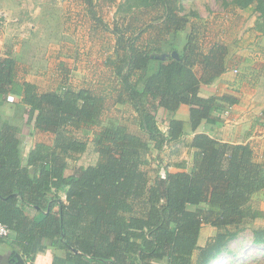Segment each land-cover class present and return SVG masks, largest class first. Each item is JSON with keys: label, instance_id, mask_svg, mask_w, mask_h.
<instances>
[{"label": "trees", "instance_id": "obj_1", "mask_svg": "<svg viewBox=\"0 0 264 264\" xmlns=\"http://www.w3.org/2000/svg\"><path fill=\"white\" fill-rule=\"evenodd\" d=\"M78 1L94 27L114 38L103 62L107 84L40 91L19 76L13 44L0 52V103L23 107L34 130L53 137L51 144L35 143L24 157L20 128L0 117V223L10 229L3 239L10 259L47 242L103 264H210L264 217L251 204L264 189V154L257 161L249 144L195 133L188 145L190 172L180 163L179 172L164 169L150 177L143 168L152 152L184 136V122L174 118L180 106H188L194 133L204 121L222 122L226 106L237 103L230 95H199L202 85L231 66L229 47L207 44L208 29L197 13L185 11L184 0H125L116 5L112 27L97 9L115 0ZM228 6L252 7L264 21V0H231ZM116 107L130 111V119L103 123L106 111ZM160 110L167 116L165 132ZM79 131L92 135L98 161L67 174L69 161L88 147L74 135ZM204 226L218 233L198 247ZM252 235V243L264 248V227Z\"/></svg>", "mask_w": 264, "mask_h": 264}, {"label": "rangeland", "instance_id": "obj_2", "mask_svg": "<svg viewBox=\"0 0 264 264\" xmlns=\"http://www.w3.org/2000/svg\"><path fill=\"white\" fill-rule=\"evenodd\" d=\"M115 1V5L101 4L97 9L103 23L110 27L118 16L116 5L125 0ZM230 1L184 0L183 7L187 13H197V22L208 29L205 38L207 44L221 41L229 47V81L245 89L244 91L239 88L236 94L237 97L240 96V107L253 106L249 119L253 121L254 117L264 113V21L258 18L252 7L246 10L227 7ZM1 18L4 21L0 22V46L15 43V56L21 69H27L28 78L36 82L40 91L63 88L64 77L61 76H65L64 69L70 71V76L66 77L73 89L83 86L87 79H95V75L98 76L96 73L103 65L102 56L114 43V38L104 32L103 28L94 27L85 7L78 0H0ZM58 55L65 59L63 68L54 66L57 62L51 61L54 57L58 60ZM56 67L62 72H55ZM234 70L237 73H234ZM39 72L46 73L47 78H40ZM103 80L104 78L101 79ZM106 81L105 79L104 82ZM107 87L110 89V86ZM106 113L102 118L103 123H126L131 115L130 111L121 107L112 108ZM11 118L21 130L24 157L33 144L52 143V135L34 130L33 121L28 119V113L23 107L15 106ZM260 118L263 123H258V131L264 130V117L261 115ZM157 119L160 129H163L166 118L159 114ZM263 133L256 132V135L262 136L259 141L264 144ZM74 135L86 140L88 147L85 153L69 161L67 174H70L74 167L92 166L98 161L91 141L92 135L85 134L84 131ZM263 148L264 146L261 151L264 153ZM259 150L260 148L257 161H261L262 157ZM151 155L147 156L149 166L146 165L143 169L153 177L162 170L156 164L154 152ZM251 204L254 209L264 213V189L253 195ZM263 227L264 217L255 220L240 232L236 240L229 242L210 264H264V248L252 243V231ZM217 233V229L204 226L201 230V242H212ZM199 253L195 252V259H198Z\"/></svg>", "mask_w": 264, "mask_h": 264}, {"label": "crops", "instance_id": "obj_3", "mask_svg": "<svg viewBox=\"0 0 264 264\" xmlns=\"http://www.w3.org/2000/svg\"><path fill=\"white\" fill-rule=\"evenodd\" d=\"M32 30H33V27H32ZM11 44H13V53L15 54V48H14L15 43L12 42ZM112 47H113V43H112L111 49L107 53H104V55L102 56L101 59L103 60V62L105 58L111 54ZM3 48L4 46L1 45L0 52H2ZM58 57H59L58 60H56V58L54 57V60H51V61L57 62L56 64L58 65L54 64V66H58V67L61 66L63 68L65 59L61 55H58ZM18 66H19V76L22 79L26 80L27 82H31L37 86L34 80H30V78H28L27 69L26 70L21 69L19 62H18ZM229 69L230 67L223 75L217 78L213 84L208 85V86L202 85L200 87L199 95L203 98L230 95L234 97L235 99H237V103L235 105H232V110L229 112V114H227L226 116L223 114L221 115L222 122L218 124H208L204 121L200 124V126L194 133L190 130V127L188 124V117H189L188 106L186 105L180 106L179 110L174 115V118L179 119L184 122V136H182L181 141L179 143H172V144L166 145L159 153H154L155 154L154 156H157L158 158L156 161V164L158 165V167L161 168L162 172L164 171V169H167L169 172H172V173L179 172L181 171V169L178 168L177 165L180 163H183L185 165L186 171L190 172L192 170L193 151L188 147V145L191 142L195 133H205L209 135L210 137L220 142H223V143L249 144L254 152L255 158H257V155H259L258 148H260L259 150L260 156L261 154L262 155L264 154L261 151V148L262 146H264V144L261 141H259L261 140L260 138L262 136L259 137L256 135V132H258L259 134H261V132H264V130H261V131L257 130L258 123H261L262 121V119L260 118L262 114H259L257 116L255 115L256 117H254L253 121L249 120L250 115H251V108L253 106L249 105V107H247L248 106L247 105L245 107L244 106L240 107L241 101H239L238 99L240 98V96L237 97L236 92H238V90H240L239 88L241 87H238L237 85L232 84V82L229 81L230 76H231ZM55 72L61 73L62 71L58 70L56 67ZM39 74H41L39 75L40 78L42 77L47 78L45 76L46 73L39 72ZM63 74L65 76L63 75L61 76V77H64V80H63L64 82L63 81L62 82L64 83V85L71 86V84H69L70 82L67 81L69 79H67L66 77V76L68 77L70 76V71H68L67 69H64ZM96 74H98V76L95 75L96 77L95 79L91 78V79L85 80L86 83L83 86L79 87L78 89L82 87H88V86L92 87L93 84L100 85V86H102V84L105 85L104 81H105L106 75H109L110 73H108V71L102 65V68H100V70ZM102 78H104L103 81H101ZM65 81H66V84H65ZM241 89L245 91L244 88H241ZM15 106H17L15 103L14 104L9 103V102L0 103V117L5 118L6 121L18 127V125L15 124L11 118V116H13V111H14ZM241 109H243V111H241ZM159 114H161L162 116H164V118H166V120H164V127L163 129H161L163 132H165L167 125H168L167 116L165 115L163 110H160L158 112V116ZM263 136H264V133H263ZM34 145L35 144H33L30 147V149ZM205 242L204 241L201 242V232H200V236L198 239V247H204L206 244ZM11 253H12V249L6 244L5 240L0 239V264H10L9 262L11 261L10 259ZM75 255H80V253L75 252V251L70 252L64 248L58 247L57 245H53L47 242H42V243H37L33 245L29 255L24 256V257L21 255L20 256L23 259L25 264H103L102 262L94 261L85 256H82L81 259H78L75 257Z\"/></svg>", "mask_w": 264, "mask_h": 264}, {"label": "built area", "instance_id": "obj_4", "mask_svg": "<svg viewBox=\"0 0 264 264\" xmlns=\"http://www.w3.org/2000/svg\"><path fill=\"white\" fill-rule=\"evenodd\" d=\"M234 73H237V71L234 70ZM13 100H14L13 97L8 98V101H10V102H12ZM231 110H232V106H226V109H225V112L223 113V115L226 116L227 114H229V112ZM9 235H10V229L6 225L0 223V238L6 239V238H8Z\"/></svg>", "mask_w": 264, "mask_h": 264}, {"label": "water", "instance_id": "obj_5", "mask_svg": "<svg viewBox=\"0 0 264 264\" xmlns=\"http://www.w3.org/2000/svg\"><path fill=\"white\" fill-rule=\"evenodd\" d=\"M4 21L3 18L0 19V22ZM173 57H176V54L173 53ZM163 58V56H162ZM75 252H77L76 250H74ZM10 264H25L23 259L21 258V256L19 254H14V258L9 262Z\"/></svg>", "mask_w": 264, "mask_h": 264}]
</instances>
